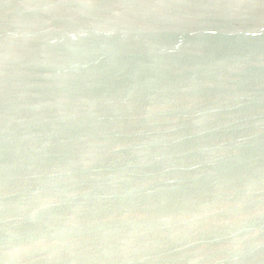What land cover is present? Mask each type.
Masks as SVG:
<instances>
[{"label": "water", "instance_id": "water-1", "mask_svg": "<svg viewBox=\"0 0 264 264\" xmlns=\"http://www.w3.org/2000/svg\"><path fill=\"white\" fill-rule=\"evenodd\" d=\"M0 264H264V0H0Z\"/></svg>", "mask_w": 264, "mask_h": 264}]
</instances>
